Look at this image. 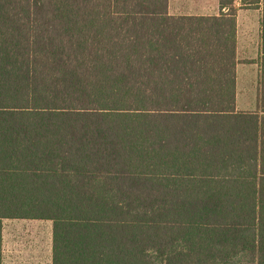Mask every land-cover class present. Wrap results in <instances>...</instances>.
I'll return each mask as SVG.
<instances>
[{"label":"trees","instance_id":"1","mask_svg":"<svg viewBox=\"0 0 264 264\" xmlns=\"http://www.w3.org/2000/svg\"><path fill=\"white\" fill-rule=\"evenodd\" d=\"M216 1L0 0V219L49 264H264V79Z\"/></svg>","mask_w":264,"mask_h":264},{"label":"crops","instance_id":"2","mask_svg":"<svg viewBox=\"0 0 264 264\" xmlns=\"http://www.w3.org/2000/svg\"><path fill=\"white\" fill-rule=\"evenodd\" d=\"M251 1L254 0H236L234 4L236 8V52L240 61V63L237 64L239 86L256 79L260 69L264 79V52H259L256 49L257 43L255 40L247 36L250 32H256L257 30L258 33L264 32V25L260 22L262 17H240L246 12L251 13L259 9L260 12L262 10V5L264 4L263 0H258L257 4L259 8L257 9L253 8ZM168 10L170 14L174 15H213L218 14V3L216 0H168ZM259 55L261 56L262 62L256 60ZM1 263L2 259L0 256V264Z\"/></svg>","mask_w":264,"mask_h":264},{"label":"rangeland","instance_id":"3","mask_svg":"<svg viewBox=\"0 0 264 264\" xmlns=\"http://www.w3.org/2000/svg\"><path fill=\"white\" fill-rule=\"evenodd\" d=\"M259 10L240 17H264L263 8ZM247 36L255 40L259 52H264V32L257 30ZM50 240L49 221L0 220L1 264H49Z\"/></svg>","mask_w":264,"mask_h":264}]
</instances>
